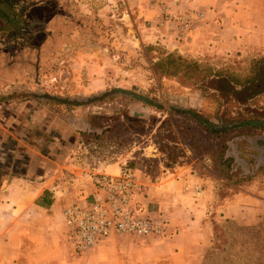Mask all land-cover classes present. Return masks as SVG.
Wrapping results in <instances>:
<instances>
[{"label": "rangeland", "instance_id": "1", "mask_svg": "<svg viewBox=\"0 0 264 264\" xmlns=\"http://www.w3.org/2000/svg\"><path fill=\"white\" fill-rule=\"evenodd\" d=\"M125 4L124 0H64L59 15L33 9L31 25L23 33L26 43L15 49L20 56L26 50V63L18 67L26 66L27 80L17 84L16 110L0 108L26 141L22 147L29 146L39 157L49 156L52 164L66 159L88 170L111 163L133 170L138 164L153 169L154 175L178 167L195 170L212 183L216 207L236 190L253 191L255 184L263 185L264 128L235 123L221 128L227 133L217 137L200 121L220 125L222 116L264 117V73L257 87L247 82L264 67V57L194 58L167 53L158 44H143ZM47 39L52 45L44 55ZM170 53L224 77L231 75L237 83L228 82L229 77L225 83L200 81L202 74L189 79L184 68L176 76L165 75L160 62ZM93 77L106 81L105 88L88 95L69 94L70 85L74 91ZM6 100L7 95L0 96V102ZM223 142L227 157L234 160L231 170L215 162ZM238 227H256L258 232ZM256 233L264 245V217L254 226L215 220L202 264L259 263L260 250L243 246L246 253L238 251L239 243L258 237Z\"/></svg>", "mask_w": 264, "mask_h": 264}, {"label": "crops", "instance_id": "2", "mask_svg": "<svg viewBox=\"0 0 264 264\" xmlns=\"http://www.w3.org/2000/svg\"><path fill=\"white\" fill-rule=\"evenodd\" d=\"M124 1L143 44L194 58L264 57V0ZM63 5L64 0H0V96L9 97L0 108L16 110L17 84L27 80L26 66L18 67L26 63V50L20 56L15 49L26 43L33 9L59 15ZM166 12L187 14L193 22L179 30L164 21ZM51 45L49 39L44 42V55ZM3 47L8 52L1 51ZM97 78L78 84L74 91L70 85L69 94L104 89L106 81ZM16 128L10 116L0 112V264H202L215 220L254 226L264 217V184H255L253 191L236 190L216 207L206 174L178 167L154 175L153 169L136 164L135 202L151 216L168 217L167 234L113 235L77 254L67 237L63 209L75 201H91L98 194L94 176L117 175L122 166L111 163L88 170L66 159L52 164L49 156L42 158L31 154L29 146L22 147L26 141ZM7 145L10 150H5ZM25 151L30 153L20 167V153Z\"/></svg>", "mask_w": 264, "mask_h": 264}, {"label": "built area", "instance_id": "3", "mask_svg": "<svg viewBox=\"0 0 264 264\" xmlns=\"http://www.w3.org/2000/svg\"><path fill=\"white\" fill-rule=\"evenodd\" d=\"M163 15L171 27L174 25L179 30L193 22L189 15L180 12ZM94 179L98 194L91 201H75L63 209L67 237L77 254L113 235L163 237L167 234L168 217L151 216L136 204L139 184L130 166L123 165L117 175L97 174Z\"/></svg>", "mask_w": 264, "mask_h": 264}, {"label": "trees", "instance_id": "4", "mask_svg": "<svg viewBox=\"0 0 264 264\" xmlns=\"http://www.w3.org/2000/svg\"><path fill=\"white\" fill-rule=\"evenodd\" d=\"M160 65H164V69L163 72L165 75H172V76H176L180 70H182L184 68L185 70V74L189 73L188 78L189 79H193L196 78L198 79V74H202L200 75V81H205V80H209V79H215L216 81L219 80L218 82H223L225 83L226 80L224 78H227V81L236 85V81H235V77L229 75L224 77V75L221 72H217L212 70L210 67H200L199 64H197L196 62L193 61H187L185 59H183L182 57H180L179 55H174L172 53L168 54L166 57H164L161 62ZM262 73H264V67L261 69L259 68V71H256L254 76L249 78L247 80V82L249 84H254L253 86H258L259 82L258 79L260 77V75H262ZM138 98H141V96H137ZM193 118H197L195 115H192ZM199 119V118H197ZM220 121V125H211L206 123L205 121H200V124H203L205 129L207 131L210 132V134H215L217 137H221V135L227 133V129L225 130H221V128L228 126V125H233L235 123H244V125H248L250 127L253 128H264V117H258V116H248V117H242V118H238V119H233V118H226L225 116L220 117L219 119ZM212 127V128H211ZM18 151H21L22 147L19 146L18 147ZM10 148L7 147L5 148V150H7ZM226 149H227V143L223 142L221 144V152L220 154L216 157L215 162L217 164H220L222 167L227 168L228 170H231V166L234 162V160L231 157H227L226 155ZM30 152L29 151H25L23 153H20L21 155V161H20V167H22V165L25 163V158L27 157L28 154ZM32 154V152H31ZM22 164V165H21ZM18 165V166H19ZM28 166V163H27ZM19 167V168H20ZM24 167V165H23ZM229 177V175H228ZM237 183V181L235 182V184ZM219 227H216V232H219ZM239 231H248V232H258V229L256 227H248V228H243V227H238ZM215 232V233H216ZM258 234V233H256ZM216 235V234H215ZM249 239L244 241V242H240L239 246H240V251L241 253H246V249L245 247H247L248 249H252V247L255 248V250H260L259 253H256L257 256H260V258H262V261H260L259 263L256 264H264V245H262L261 239L259 238V234L258 237L254 236L252 239L251 237H248ZM216 239V236H215ZM256 245V246H255ZM245 246V247H243ZM217 249H219V246L216 247ZM256 258V257H255Z\"/></svg>", "mask_w": 264, "mask_h": 264}]
</instances>
